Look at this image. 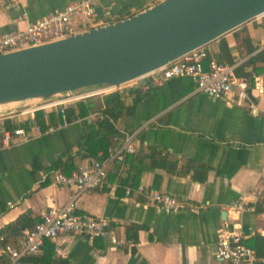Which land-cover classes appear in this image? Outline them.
<instances>
[{
	"label": "crops",
	"instance_id": "1",
	"mask_svg": "<svg viewBox=\"0 0 264 264\" xmlns=\"http://www.w3.org/2000/svg\"><path fill=\"white\" fill-rule=\"evenodd\" d=\"M68 1L0 2V35L24 27ZM155 1L101 0L99 6L106 8L109 20ZM206 48L220 61H237L236 67L243 65V72L257 70L249 81L257 111H250L245 100L213 98L196 91L190 76H174L148 89L143 88L144 78L117 87L126 105L138 97L133 112L116 119V125L136 131L137 149L123 160L112 157L109 148L118 141L108 135V152L102 159L107 163L106 182L76 198V211L106 218L109 234L92 240L73 234L45 239L33 255L51 252L48 262L23 264H232L214 256L215 229L236 214L224 205L237 199L254 207L239 214L244 242L252 243L255 235L264 237V59L249 63L264 50V12L212 39ZM102 95L91 98L93 104L74 118L65 112L63 119L56 109H43L39 131L0 148V228L21 214L34 223L46 207L63 204L74 192L72 186L57 184L53 172L72 173L95 158L78 142L96 128V106L104 105ZM73 107L77 113V104ZM24 120L34 122L27 113L0 116V130L24 124ZM49 125L53 127L50 130ZM150 146L155 149L153 156L145 154ZM194 165L205 168L202 180L193 177ZM136 182L211 204L200 214L166 212L143 193L133 190L125 194V186ZM27 228L20 233L8 229L4 235L18 245ZM110 234L122 242H112ZM252 264H264V257H257Z\"/></svg>",
	"mask_w": 264,
	"mask_h": 264
},
{
	"label": "built area",
	"instance_id": "2",
	"mask_svg": "<svg viewBox=\"0 0 264 264\" xmlns=\"http://www.w3.org/2000/svg\"><path fill=\"white\" fill-rule=\"evenodd\" d=\"M19 1L0 0L5 5L17 4ZM100 1L70 0L62 7L28 22L24 27L1 34L0 53L62 38L68 34L111 21V18L107 20L109 13L106 8L103 6L100 8ZM236 65L237 61L216 59L210 55L206 45H202L120 86L134 85L137 83L136 80L144 78L143 88L147 89L160 85L166 79L174 76H190L195 82L196 91H202L213 98L226 97L232 101L245 100L249 110L255 112L257 107L247 93V89L250 88L248 77L237 74L235 72ZM251 76H256L253 70ZM120 86L59 97L42 104L8 111L0 116L11 113L20 115L27 113L32 118L37 109L53 108L59 111L62 118L65 119V108L69 103L84 99L89 95L109 93ZM26 121L24 120V124H18L12 129L2 128L0 130V148L9 147L21 139H28L34 130H40L39 125L32 120ZM113 123L117 131L111 136L113 140L118 141V144L109 150L112 157L123 160L126 154L133 153L137 149L136 131L120 127L116 125V121ZM52 128L49 125L47 129ZM53 180L60 185L72 186L74 192L63 204L46 207L41 212L40 219L25 230L18 245L0 235V264H23L22 257L26 253L37 251L45 239H54L60 234L81 235L89 240L109 234L106 218L76 211L78 195L102 187L106 182V162L93 158L89 164L82 165L77 171L68 174L56 169L53 172ZM133 190L143 193L156 207L166 212L188 210L194 214H200L211 204L207 200H193L157 188H147L143 183H138L135 186L126 185L124 188L125 194H130ZM256 193L260 194V191L256 190ZM7 205L12 207L13 203L7 201ZM224 208L236 214L231 217L229 223L216 227L214 256L232 264H252L257 256L255 249L244 243L239 214L243 211H252L254 207L242 199H237L224 205ZM109 237L112 242H122L115 235L110 234Z\"/></svg>",
	"mask_w": 264,
	"mask_h": 264
},
{
	"label": "water",
	"instance_id": "3",
	"mask_svg": "<svg viewBox=\"0 0 264 264\" xmlns=\"http://www.w3.org/2000/svg\"><path fill=\"white\" fill-rule=\"evenodd\" d=\"M264 12V0H157L62 38L0 53V115L125 84ZM248 95L252 98L250 88Z\"/></svg>",
	"mask_w": 264,
	"mask_h": 264
},
{
	"label": "trees",
	"instance_id": "4",
	"mask_svg": "<svg viewBox=\"0 0 264 264\" xmlns=\"http://www.w3.org/2000/svg\"><path fill=\"white\" fill-rule=\"evenodd\" d=\"M130 14L132 13H126V16H129ZM121 17L123 18V16H120V15L115 16L111 18V21L119 19ZM222 46H223V49L225 50L226 49L225 43H223ZM259 58L264 59V50H261L258 53H256L254 56H252L249 59V63H252L253 61ZM242 67L243 65L237 66L235 68V72L239 75H246L248 77V80L250 81L252 78L251 71L253 70L254 72H256L257 70L253 68V69H250L248 72H245V71L243 72ZM98 95L99 94L89 95L85 97L84 100L81 99V100L73 101L72 103L77 104V106L79 107V111L77 113H75L73 104L71 105L69 104L66 107V112L69 115V117L74 118L78 114L80 115L84 114L87 111L90 104H93L91 98H93L94 96H98ZM102 97H103L104 105L98 104L96 106V109L99 110V116L96 119V124H97L96 128L88 131L83 137H81V139L78 142L79 146H82V145L86 146L89 153L99 160H102L108 152L107 143H106L107 136L112 135L113 133L117 131L113 121H116V119L122 115L132 113L134 110V104L136 103L138 99V97H136L132 105H126L122 99V94L119 89H115L112 92L105 93L102 95ZM33 119L35 123L41 125L44 119L43 109L35 110ZM16 125L10 124L9 127H11L10 129H12ZM149 149L150 151L145 154L147 156H153L155 153V149L151 146L149 147ZM99 150H101V153H98ZM193 168H194L193 177L202 180L205 176L204 174L205 168L200 165H194ZM128 185L135 186L137 185V182L134 184H128ZM32 220L33 219L29 217L28 215L21 214L14 221L0 228V235H3L5 237L4 232L8 229H10L13 233H20L26 226H28L27 229H29L36 222L35 221L33 223ZM244 243L255 249V253L257 257H264V237L263 236L255 235L252 243L250 244L246 242ZM33 254L35 253L34 252L26 253L22 257V260L46 263L48 262V256H50L51 252L46 253L45 251H43V253H41V255L39 256H35Z\"/></svg>",
	"mask_w": 264,
	"mask_h": 264
},
{
	"label": "rangeland",
	"instance_id": "5",
	"mask_svg": "<svg viewBox=\"0 0 264 264\" xmlns=\"http://www.w3.org/2000/svg\"><path fill=\"white\" fill-rule=\"evenodd\" d=\"M22 102H12V103H7L4 104L2 107H9L10 105L12 106H18L19 104H21Z\"/></svg>",
	"mask_w": 264,
	"mask_h": 264
},
{
	"label": "bare ground",
	"instance_id": "6",
	"mask_svg": "<svg viewBox=\"0 0 264 264\" xmlns=\"http://www.w3.org/2000/svg\"><path fill=\"white\" fill-rule=\"evenodd\" d=\"M9 103V102H8ZM11 103V102H10ZM4 104H0V108L3 106Z\"/></svg>",
	"mask_w": 264,
	"mask_h": 264
}]
</instances>
